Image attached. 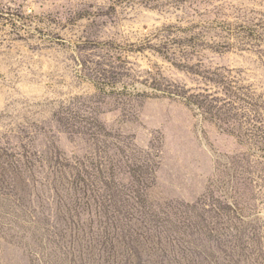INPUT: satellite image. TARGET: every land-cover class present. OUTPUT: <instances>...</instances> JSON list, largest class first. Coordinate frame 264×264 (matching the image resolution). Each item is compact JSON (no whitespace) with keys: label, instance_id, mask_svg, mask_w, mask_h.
Here are the masks:
<instances>
[{"label":"rangeland","instance_id":"rangeland-1","mask_svg":"<svg viewBox=\"0 0 264 264\" xmlns=\"http://www.w3.org/2000/svg\"><path fill=\"white\" fill-rule=\"evenodd\" d=\"M0 264H264V0H0Z\"/></svg>","mask_w":264,"mask_h":264}]
</instances>
